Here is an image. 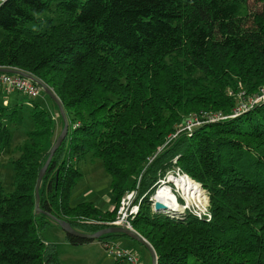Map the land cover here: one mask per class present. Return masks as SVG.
Returning <instances> with one entry per match:
<instances>
[{
	"label": "trees",
	"instance_id": "16d2710c",
	"mask_svg": "<svg viewBox=\"0 0 264 264\" xmlns=\"http://www.w3.org/2000/svg\"><path fill=\"white\" fill-rule=\"evenodd\" d=\"M0 28V67L50 88L68 121L39 185L42 211L94 233L109 227L120 197L138 183L132 226L157 264H264V100L183 130L190 116L229 114L264 86V0H5ZM6 110L0 105V146L10 140L3 117H16ZM30 116L34 129L12 162L13 191L0 182V264H60L41 233L59 223L35 210L54 120L37 103ZM90 152L110 175L111 210L70 204L77 163ZM174 167L206 191L208 214L151 210ZM64 237L74 246L92 241Z\"/></svg>",
	"mask_w": 264,
	"mask_h": 264
},
{
	"label": "rangeland",
	"instance_id": "374dc122",
	"mask_svg": "<svg viewBox=\"0 0 264 264\" xmlns=\"http://www.w3.org/2000/svg\"><path fill=\"white\" fill-rule=\"evenodd\" d=\"M50 15L52 16L54 22L58 21V16L55 13L52 12L50 13ZM3 34H4V30L0 28V38L3 36ZM263 89L264 86L260 87L259 90L253 95L248 96L244 101L245 103L248 102L247 105H245V107L239 106V109H249L254 104L256 103L259 104L260 102H262L264 100V95L262 92ZM241 96H243L242 92L239 95H236V98L240 99ZM34 103H37L39 108L47 110L50 113V115L53 117L54 129H55L54 140H55V138L61 131L60 128H61L62 116L60 114L57 103L46 91L41 90L37 96L31 97L30 95H27L24 92H17V91H13L5 94L2 88H0V105L7 107L6 110L7 113H12L14 109L16 111L15 112L16 117L14 119H12L9 115H5L2 119L4 125L6 126L9 132V137H10V140L7 144H3L0 146V182L3 185L5 194L12 192L14 188L13 185L14 169L12 162L19 155L18 147L21 146L22 143L25 141L27 132L34 129L33 121L30 116V111L32 110ZM204 112L206 111H202L200 114L205 115L206 119L200 120L199 123H196L195 125L191 126L190 129H185V131H189V132L192 131L194 127L201 125L202 122H206V123L214 122L207 114L214 111H208L206 113ZM226 115L228 116V113H226ZM196 117L199 118V116L197 115ZM171 136L172 135L168 136L169 140L174 137ZM174 160H176V158H174ZM77 166L81 173V176L77 180L76 184H74L71 190L70 204L73 206L81 201H91L102 210L111 209L112 202L114 200V196L110 190L111 178L110 175L105 170L102 160L98 157L93 156L92 153L90 152L78 161ZM181 175L186 176L189 180L194 182L199 187L198 185L199 183L192 180L186 174L184 173L182 174L179 167H174L172 170L168 169L165 172V176L159 180V185L157 186L155 192L151 195V198L149 199L151 210H154V202L156 201L154 195L157 192V190L166 188L168 192L174 196V199H176L175 202H177L179 208L176 207V209H172L167 207L166 209H160L159 211H161L163 214H168L170 216V214L175 212L171 216L178 215L184 212L182 208L184 207L183 205H186V203L189 204L186 206L190 207L186 209H191L194 213H198V214L208 213V196L206 191L202 188V186L198 188L203 193L202 195L203 198L200 200V202H202L201 204L196 202L195 198L185 196L179 184V179L182 178ZM124 195H122L120 199ZM137 200H141V198H139L138 196ZM119 202L116 206V210L118 208ZM115 215H116V211H115ZM135 215L133 216V218L135 217ZM52 229L62 230L60 226L59 228L58 227L47 228L44 234L45 233L46 235L54 234V230ZM133 230L136 231L134 228ZM42 231L41 233H43ZM102 245L105 249V252L110 256L105 258L103 262H99L97 264H126L125 261L116 257L114 254L116 249L127 250L124 249L125 246L129 248L131 247V249L135 250L134 253L137 254L140 264H152V256L148 247H146V245H144L141 242L131 239L128 236H119L115 239L104 241L102 242ZM93 249H94L93 246L90 247L86 246L83 248L72 247L69 249L68 252H63L62 250H59L60 252L57 255L60 256V257L58 256L59 258L63 259V261L59 259L61 260L60 264H86L83 262V257L87 253L92 252ZM111 249H113L114 252ZM65 255L69 257L68 258L69 260L65 258ZM119 260H121V262L117 263Z\"/></svg>",
	"mask_w": 264,
	"mask_h": 264
},
{
	"label": "built area",
	"instance_id": "2783aa9c",
	"mask_svg": "<svg viewBox=\"0 0 264 264\" xmlns=\"http://www.w3.org/2000/svg\"><path fill=\"white\" fill-rule=\"evenodd\" d=\"M5 0H0V5L4 2ZM0 88H2L3 92L10 93L13 91L17 92H24L27 95H30L31 97L37 96L40 93V85L38 82L32 80L31 78L21 76L19 74H14V73H0ZM263 95H264V89L262 90ZM246 99L242 98L241 101L239 102L238 106L232 110L231 113L228 114V116L219 111V112H210L207 113L208 116L211 118L212 121L218 120V119H225L230 116H234L237 114H240L244 110L247 109H239L240 107H245L248 102H244ZM244 102V103H242ZM242 103V104H241ZM206 113V112H204ZM199 118L196 117V115L190 116L187 121H186V129H190L191 126L195 125L196 123H199L200 120H205L206 116L205 115H197ZM203 123V122H202ZM185 130V129H183ZM173 134L172 136H174ZM171 136V137H172ZM199 185V184H198ZM138 183L137 186L133 189H130L125 193V195L120 199L118 208L116 210V215L115 217L110 220V221H105V223L109 226H122L126 227L128 229L133 230L132 226V218L133 216L138 212L139 210V204L141 200H137V197L139 196L138 193ZM161 202V201H160ZM186 205H189L186 203ZM183 205L184 207L182 210L184 211L186 208H190L189 206ZM191 210V209H190ZM197 215H205L203 213H196ZM208 214V213H206ZM113 251V249H111ZM114 252V251H113ZM115 256L120 258L121 260L125 261L126 264H140L139 259L136 253L133 251L129 250H120L116 249L114 252ZM121 260L118 261L121 262Z\"/></svg>",
	"mask_w": 264,
	"mask_h": 264
},
{
	"label": "water",
	"instance_id": "95a60500",
	"mask_svg": "<svg viewBox=\"0 0 264 264\" xmlns=\"http://www.w3.org/2000/svg\"><path fill=\"white\" fill-rule=\"evenodd\" d=\"M1 72L19 74L21 76L28 77V78H31L32 80L36 81L33 76H31L28 73H25L21 70L15 69V68L0 67V73ZM36 82L40 83L43 90L46 91L53 98V100L57 103V105L59 107L60 114L62 116V120H63V127H62L60 133L55 138L51 147L49 148L48 157H47L43 167L40 169V171L38 173V177H37V181H36V185H35V197H36L35 210H36V212L43 213V214L47 215L48 217H50L52 220L59 223V226L62 228V230L64 232H66L70 235L78 236V237L85 238V239L95 240V239L99 238L100 236L107 234V233L125 234L126 236L130 237L131 239H134V240L141 242L144 245H146V247H148V249L150 250V253L152 256V264H157V256H156V253H155V250L153 249V247L150 245V243L145 238H143L139 233H137L134 230H131V229H128V228L122 227V226H109V227H104V228H102V229H100L94 233H82V232L74 229L69 223H67L65 221H60L55 216H53L47 212H44L40 209V207H39V185H40L42 177H43V175H44V173L48 167V164H49L54 152L60 146L61 142L64 140V138L67 134L68 121H67V117L65 115L64 109L62 107V104H61L59 98L55 95V93L50 88H48L46 85H44L43 83H41L39 81H36ZM199 187H201L200 184H199ZM166 208H167V206L164 203L160 202L159 200H156L154 202V210L158 211L160 209H166Z\"/></svg>",
	"mask_w": 264,
	"mask_h": 264
},
{
	"label": "crops",
	"instance_id": "0c3cea01",
	"mask_svg": "<svg viewBox=\"0 0 264 264\" xmlns=\"http://www.w3.org/2000/svg\"><path fill=\"white\" fill-rule=\"evenodd\" d=\"M113 207V202H112V206H111V209ZM109 209V210H111ZM102 210V209H101ZM105 211V210H103ZM59 228L58 225H48L47 227H45L43 229V233H42V236L43 238L48 241V242H54L55 243V246H56V249H57V254H59V250H62L63 252H68L70 248L72 247H77V248H83V247H86V246H93V251L92 252H89L87 253L84 257H83V262L86 263V264H97L99 262H103V260L107 257H109L110 255L107 254L105 252V249L102 245V242L98 241V240H92L91 242H88V243H84V244H81V245H71L69 244L66 240H65V237H64V231H62L61 229H52L54 230V234H47L46 233L44 234V232L46 231L47 228ZM124 249H127V250H132L133 252H135L134 249H131V247H127L125 246ZM59 256V255H58ZM60 257V256H59ZM65 258L67 260H69L68 256L65 255ZM63 261L62 258H59ZM60 260V261H61Z\"/></svg>",
	"mask_w": 264,
	"mask_h": 264
},
{
	"label": "bare ground",
	"instance_id": "6f19581e",
	"mask_svg": "<svg viewBox=\"0 0 264 264\" xmlns=\"http://www.w3.org/2000/svg\"><path fill=\"white\" fill-rule=\"evenodd\" d=\"M181 176L182 178L179 179V184L183 194L187 197L195 198V201L201 204L202 202H200V200L203 198L202 191L198 189L199 187L194 182L189 180L186 176ZM154 198H156V200L161 201L169 208H179L177 202H175L176 199H174V196L169 193L166 188H162L161 190L158 189L154 195Z\"/></svg>",
	"mask_w": 264,
	"mask_h": 264
}]
</instances>
